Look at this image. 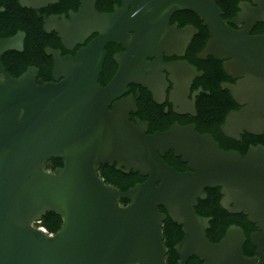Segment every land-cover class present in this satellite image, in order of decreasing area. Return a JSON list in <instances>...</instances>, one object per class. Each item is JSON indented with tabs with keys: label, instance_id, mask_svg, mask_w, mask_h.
<instances>
[{
	"label": "water",
	"instance_id": "95a60500",
	"mask_svg": "<svg viewBox=\"0 0 264 264\" xmlns=\"http://www.w3.org/2000/svg\"><path fill=\"white\" fill-rule=\"evenodd\" d=\"M19 2L25 6L31 1ZM94 2L82 0L66 36L83 43L96 32L93 40L75 56L46 49L53 57V81L37 83L33 67L12 76L1 56L20 51L21 41L0 38V264H165L168 248L161 224L166 217L183 233L173 246L177 264L193 256L202 264H264L262 150L251 148L242 157L193 126L175 124L147 134L143 125L128 120L135 111L132 97L109 109L130 81L156 94L152 86L159 75L141 52L156 41L142 23V11L145 18H156L151 14L157 11L188 9L211 31L206 51L228 58V73L244 75L240 87L229 90L234 98H244L247 108L230 114L227 122L239 121L250 131L264 113V35L232 30L209 0H157L162 6H132L131 12L124 6L109 14L99 13ZM59 27L61 23L53 26L64 38ZM107 42H122L128 51L116 56L119 69L101 86ZM168 150L187 163V171L163 161ZM51 158L61 159L62 165L48 169ZM104 164L132 170L145 180L121 191L98 176ZM212 187H219L224 210L242 212L256 225L258 232L251 235L256 257L244 255L246 237L238 225H229L217 242L208 239L209 218L198 215L195 206L205 198L204 189ZM121 199L129 203L123 205ZM47 212L61 218L54 234L33 225Z\"/></svg>",
	"mask_w": 264,
	"mask_h": 264
},
{
	"label": "flooded vegetation",
	"instance_id": "af4514ba",
	"mask_svg": "<svg viewBox=\"0 0 264 264\" xmlns=\"http://www.w3.org/2000/svg\"><path fill=\"white\" fill-rule=\"evenodd\" d=\"M30 1L29 5L22 6L19 0H0V38L15 37L21 41L22 47L20 51H5L1 61L11 75L25 65L21 73L33 67L37 69V83L50 82L53 81V57L46 53V49L59 51L61 56H75L98 34L91 32L83 43H72L66 37L68 27L75 23L72 15L83 6L82 0ZM209 1L218 7L221 19L232 30L247 32L250 36L264 35V0ZM124 6L131 12L132 6L162 4L157 0L94 2V8L103 14L113 13L116 8ZM141 14L145 19L142 23L148 25L147 32L154 38L152 41H156L154 45L141 48L146 61L155 65L159 75L152 86L156 94L148 87L130 81L125 85V92L111 102L109 109L113 108L115 101L132 97L135 111L128 113V120L135 125H143L147 134L165 132L175 124L193 126L198 133L211 135L224 150L235 151L244 157L251 148H260L264 155V113L256 118L260 123L249 127L250 131L239 121L227 122L230 114L247 108L244 98H234L229 90L231 86L240 87L245 77L239 72L228 73L225 69L228 58L220 59L206 51L212 35L204 20L188 9L168 13L157 11L151 14L156 18H145L146 12L143 11ZM58 23H61L59 28L64 38L53 28ZM129 34L135 36L133 31ZM104 50L98 78L101 86L108 85L118 71L116 56L128 51L122 42H107ZM162 159L177 171L188 170L187 163L175 156L172 150L165 152ZM204 193L205 198L198 199L195 206L198 215L209 218L210 222L214 214L227 212L220 204L222 195L219 187L206 188ZM229 214L243 220L242 226L234 225L240 226L245 234L244 255L256 257L257 248L251 242V235L258 232L256 225L249 222L242 212Z\"/></svg>",
	"mask_w": 264,
	"mask_h": 264
},
{
	"label": "trees",
	"instance_id": "16d2710c",
	"mask_svg": "<svg viewBox=\"0 0 264 264\" xmlns=\"http://www.w3.org/2000/svg\"><path fill=\"white\" fill-rule=\"evenodd\" d=\"M24 68L25 65L19 68L17 73L12 76H18ZM61 165L62 160L59 158H51L46 163L47 168L50 170H53L55 167H60ZM97 173L104 183L111 184L121 191H125L135 183L144 180V177H141L138 173H134L132 171L125 173L122 170L116 169L115 166H109L108 164L101 165L97 170ZM120 203L126 205L129 201L121 199ZM158 211H163V208L159 207ZM209 223L210 229L206 231L207 237L210 241L216 242L223 236L228 225L238 224L242 226L243 220L224 212L222 214H214ZM33 225L35 227L43 228L47 234H54L61 226V218L53 212H47L38 221L33 222ZM161 231L163 233V244L168 248L164 259L165 264H177L179 257L174 251L173 246L179 242L183 236L181 227L167 217L164 221H162ZM186 264H202V262L193 256L187 260Z\"/></svg>",
	"mask_w": 264,
	"mask_h": 264
}]
</instances>
